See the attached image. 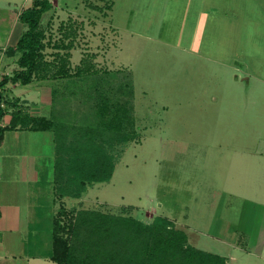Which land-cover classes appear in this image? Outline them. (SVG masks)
<instances>
[{
    "label": "rangeland",
    "instance_id": "obj_1",
    "mask_svg": "<svg viewBox=\"0 0 264 264\" xmlns=\"http://www.w3.org/2000/svg\"><path fill=\"white\" fill-rule=\"evenodd\" d=\"M56 1L63 11L40 25L42 62L52 64L50 75L58 67L66 73L56 79L48 115L62 169H54V156L44 185L50 250L55 220L94 210L175 219L189 244L228 252L215 236L219 226L248 216L247 157L264 147V83L256 79L264 77L261 4ZM108 101L130 106L132 140L103 124L110 117L99 108L108 110ZM92 147L114 158L113 175L74 198L78 186L66 165Z\"/></svg>",
    "mask_w": 264,
    "mask_h": 264
},
{
    "label": "trees",
    "instance_id": "obj_2",
    "mask_svg": "<svg viewBox=\"0 0 264 264\" xmlns=\"http://www.w3.org/2000/svg\"><path fill=\"white\" fill-rule=\"evenodd\" d=\"M51 9L50 0H34L33 6L19 17L26 29L16 46L10 49V52L18 53L19 69L12 76H4L0 80V122L8 110L11 115L7 125L0 124V145L7 130H52L56 142L54 169L62 171L56 157L57 134L53 121L47 116H30L18 99H9L3 93V87L8 82L25 85L34 79L55 80L66 74L62 72L63 68L58 67L51 76L52 64L42 62L40 21L42 14ZM99 112L102 118L108 112V125L103 124L109 132L121 136L123 141L134 138L130 106L108 101V110L102 105ZM66 169L72 176L70 184L78 186V190L73 193V197L78 198L91 184L109 181L115 162L103 148L92 147L86 155L83 153L71 157ZM68 213L64 211L62 214ZM68 218V223L61 224L60 219L53 222L49 258L55 264H226L225 257L189 244L185 232L177 229L164 216L157 215L145 222L131 216L81 210L76 214L69 213Z\"/></svg>",
    "mask_w": 264,
    "mask_h": 264
},
{
    "label": "crops",
    "instance_id": "obj_3",
    "mask_svg": "<svg viewBox=\"0 0 264 264\" xmlns=\"http://www.w3.org/2000/svg\"><path fill=\"white\" fill-rule=\"evenodd\" d=\"M33 2L0 0V80L19 69L18 53L10 49L16 46L26 29L19 17L33 6ZM50 2L52 9L42 14L40 25L43 18L52 17V14L58 16V12L63 11L56 0ZM256 2L264 10V0ZM256 79L264 83L263 76H256ZM56 83V79H34L25 85L8 82L3 93L9 99H18L30 116L48 117ZM10 118L8 110L0 124L7 125ZM55 150L52 130L17 128L4 133L0 145V264H55L49 258L48 237L43 226L46 221L44 185L50 178L48 169ZM253 155L247 157L252 164L247 182L254 196L246 197L244 203H248L250 212L248 216L234 218L231 226L230 223L218 225L215 237L228 252H211L225 257L226 264H264V147ZM258 167V173L253 172ZM171 221L176 227L177 220Z\"/></svg>",
    "mask_w": 264,
    "mask_h": 264
}]
</instances>
